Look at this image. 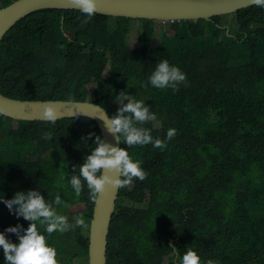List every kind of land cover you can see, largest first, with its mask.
Instances as JSON below:
<instances>
[{
  "label": "trees",
  "instance_id": "obj_1",
  "mask_svg": "<svg viewBox=\"0 0 264 264\" xmlns=\"http://www.w3.org/2000/svg\"><path fill=\"white\" fill-rule=\"evenodd\" d=\"M156 27L99 13L84 23L77 10L35 11L0 43V94L25 102L91 101L111 116L119 107L114 96L127 91L157 114L159 127L144 125L153 137L176 130L163 149L128 148L146 177L119 189L107 264H176L188 248L201 264H264V8L162 25L161 33ZM135 29L137 51L126 45ZM157 37L161 43L150 51ZM162 58L186 74L176 91L142 86ZM96 135L102 137L88 118L52 124L0 114V196L38 188L47 199V191L59 190L68 204L62 213L70 221L82 214L89 225L48 237L58 264H90L96 203L86 188L76 198L67 179ZM29 223L0 202V232Z\"/></svg>",
  "mask_w": 264,
  "mask_h": 264
},
{
  "label": "clouds",
  "instance_id": "obj_2",
  "mask_svg": "<svg viewBox=\"0 0 264 264\" xmlns=\"http://www.w3.org/2000/svg\"><path fill=\"white\" fill-rule=\"evenodd\" d=\"M71 3L80 12L84 23L91 20L99 11L97 0H71ZM249 3L264 8V0H249ZM169 24L174 23H156V26ZM132 33L128 35L126 45L133 51L140 50V31H137V44L134 45L136 49L132 47V41L129 39ZM182 83H187L186 74L177 65L170 64L168 59L162 58L156 62L155 68L147 76V82H142V86L157 89L171 88L176 91ZM114 102L118 103L119 107L111 116L104 113L102 105L91 102L95 108L104 113L101 119L117 143L111 144L101 136H95L92 142L94 147L91 148L90 154L84 157L82 164L73 166L75 170L67 179V185L76 198H79L86 188L89 200L97 203L108 186L118 190L132 186L134 179L144 180L146 172L141 167V161L133 159L128 148L151 144L154 148L163 149L167 141L176 133L174 128H168L164 139L153 137L152 128L144 125L150 122L152 127L156 128L160 126V121L145 100L136 99L127 91H122L114 96ZM53 105L50 102L44 105L42 118L55 124L59 114ZM91 135L93 134L90 133L89 136ZM43 138L51 140L52 133H44ZM121 142L127 147H121ZM61 179L64 177L61 176ZM47 193V199L38 188L17 191L11 199H6L4 195L0 196V202L7 207L10 214L30 222L27 228L17 224L0 232L3 264H58L56 248L48 242V237L54 232L65 233L77 227L81 230L88 228L89 225L82 214L73 216L70 221L68 215L62 213L60 209L68 207V204L61 198L59 190L54 193L47 191ZM6 233L15 234L16 241L10 239ZM170 248L173 253L177 252L175 247ZM176 264H201V258L196 251L188 248L182 255H178ZM206 264H219V262L209 259Z\"/></svg>",
  "mask_w": 264,
  "mask_h": 264
},
{
  "label": "water",
  "instance_id": "obj_3",
  "mask_svg": "<svg viewBox=\"0 0 264 264\" xmlns=\"http://www.w3.org/2000/svg\"><path fill=\"white\" fill-rule=\"evenodd\" d=\"M97 3L99 14L165 24L197 22L199 19H210L256 7L249 0H97ZM43 9L77 10L71 0H15L5 7L0 6V43L23 17ZM49 102L54 104L59 114L56 122L88 118L98 126L106 142L117 143L101 119L104 113L109 116L108 113L105 110L103 113L88 101L25 102L0 94V114L15 121L47 123L49 121L42 118V112L44 105ZM118 195L119 189L114 190L108 186L96 203L91 224L90 264H107L108 236Z\"/></svg>",
  "mask_w": 264,
  "mask_h": 264
},
{
  "label": "rangeland",
  "instance_id": "obj_4",
  "mask_svg": "<svg viewBox=\"0 0 264 264\" xmlns=\"http://www.w3.org/2000/svg\"><path fill=\"white\" fill-rule=\"evenodd\" d=\"M156 29H157V33H161L160 26H157ZM129 39L132 41V47H133L134 49H136L134 45L137 44V29H135V30L133 31V33L130 35ZM135 42H136V43H135ZM160 43H161V42H160V37H157V40H156V42H154V44H153L152 47L150 48V51H153L157 46L160 45ZM137 48H138V47H137ZM81 209H82V208L79 207V208H77V209H73L72 212H73V213H78L77 211H78V210H81Z\"/></svg>",
  "mask_w": 264,
  "mask_h": 264
}]
</instances>
